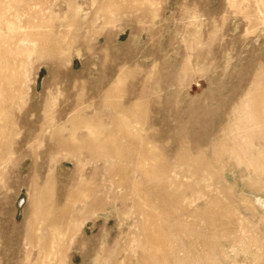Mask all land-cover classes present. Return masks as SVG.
I'll return each mask as SVG.
<instances>
[{
    "label": "rangeland",
    "instance_id": "rangeland-1",
    "mask_svg": "<svg viewBox=\"0 0 264 264\" xmlns=\"http://www.w3.org/2000/svg\"><path fill=\"white\" fill-rule=\"evenodd\" d=\"M0 264H264V0H0Z\"/></svg>",
    "mask_w": 264,
    "mask_h": 264
}]
</instances>
